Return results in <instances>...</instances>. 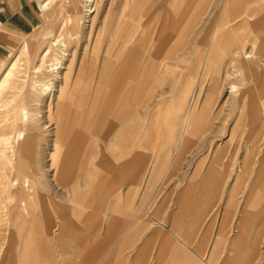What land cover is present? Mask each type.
<instances>
[{
    "label": "rangeland",
    "instance_id": "1",
    "mask_svg": "<svg viewBox=\"0 0 264 264\" xmlns=\"http://www.w3.org/2000/svg\"><path fill=\"white\" fill-rule=\"evenodd\" d=\"M125 1L96 0L95 12L90 14L88 13L89 3L84 0H0V164L2 160L11 159L8 156L10 142L8 143V140L6 142L5 139L8 135L11 140L14 139V136L17 138L16 131L21 125L25 131L19 137V141L25 143L23 151L24 149L26 151H22L24 155L20 154L19 157L22 170L27 172L32 180V188L35 186V180L29 166L37 165L41 161V155L35 145L37 137L32 136L42 132L53 133L54 125L51 122L64 120L65 115L70 112L71 114L66 118L77 120V114L84 107L87 98V93L81 90L93 82V78L89 74L83 78L77 77L79 53L82 49L83 53H87L89 50L95 52L99 50V54H102L109 30L108 23L113 18H117V10L124 8L131 0L126 3ZM198 1L201 4L202 0ZM43 2L46 3V7L42 10L39 9V5ZM228 2L229 0H209L206 4L205 1V6L200 7L201 11L196 14L194 5L184 6L185 11H181L182 7L178 0H175L173 8L176 11L168 12L165 16L169 21L175 18V21L181 22L184 26L188 22L191 23L192 29L189 30V35L186 37L190 40L186 42L184 51H189L193 43L198 45L199 42V50L207 49L208 51V43L214 39V27H217L221 21L226 30V13H222ZM163 3L164 0H160L154 4L148 19H158ZM230 3L233 9L229 14L234 20L229 22L228 26L233 29L232 37L238 44L244 41L246 47H250L249 51L256 48L258 56L262 55L264 53V0L261 3L256 0H231ZM197 6L198 4L196 8ZM145 19L134 38L139 36L142 27L148 22V19ZM246 26L247 29H244ZM255 27L260 28L263 34L256 35L252 32ZM175 32L177 33L179 30L175 28L167 30L169 36ZM190 36L199 41L190 42L193 40L189 38ZM62 41L65 43L64 48H61L60 45ZM135 42L134 62L136 63L143 52L144 45ZM217 49L223 52L220 48ZM63 52L67 54L65 58H72L70 62L68 59L63 61L64 66H70L72 72L66 87L64 103L62 102V105L60 104L57 109V90L62 86L65 69L59 68L58 71L51 74L46 70V67L50 64L52 57L59 58ZM72 55L73 57H71ZM13 61L14 65L11 67ZM260 62L261 68H264V55ZM203 66L204 62H201L199 78ZM10 67L8 82L1 85L3 77ZM226 72L230 74V79H224L223 96L219 95L216 90L218 99L213 110L216 120H211L206 125L201 137L195 140L188 149L177 153L174 150L175 144L160 151L158 144L163 142V139L158 143L157 141L153 142L157 143L155 145L152 143V146H143L137 153L140 177L134 194L131 196L132 191H129L126 184L118 187L119 205L124 212L131 211L139 203H146L147 207L149 205L150 211L154 213L157 207L162 205L157 210L156 217L164 225L163 227L171 229L178 235L184 247H188L183 253H180L179 261L174 257L177 252L170 251L165 257L162 255L163 260L160 264H224L225 260L226 264H264V219H256L255 215L248 216L245 222L255 227L256 232L251 234L248 239L245 235L241 236L242 241L247 239L245 243L240 240L243 247L228 246L237 232V222L248 195L264 192L263 183L252 184L256 175L260 174L264 177V119L256 120V123H253L251 127L250 121L246 120V117L253 116L251 109H245L242 104L243 111L241 113L237 107H232L233 94L226 89L227 84L235 83L238 87L236 91L239 94L234 99L236 105L239 104L240 90L244 89V86L236 82L235 76L239 74L237 67L233 68L228 65ZM254 79L249 76L245 85L249 86L253 92H261L259 101L262 102L264 100L263 88L258 87L259 77L255 82ZM49 83L55 88L51 96L46 94L45 89ZM34 89L37 97L33 94ZM29 96L34 98V104L31 103ZM139 97L138 109L142 108L144 100L142 94ZM225 98L226 109L222 110L220 105ZM23 110L27 112V115L22 114ZM32 114L38 119L36 123L31 118ZM240 115L245 117V120H237ZM224 116H226V120H222ZM29 142L30 144H28ZM40 148L42 149L43 164H53L52 160L51 162L48 160L52 159L53 154L47 152L49 148L47 142H41ZM3 153L6 155L2 157ZM213 163L217 165L218 171L217 177L211 180L208 171ZM245 165H247V171L244 169ZM5 185V180L0 176V204H6L9 200L7 185ZM32 188L30 192L35 195ZM185 191L193 194V197H190L187 202L189 210L183 208L181 211L180 193ZM2 195L4 198L1 197ZM195 201L197 204L194 203ZM262 202L264 203V200ZM57 203L58 207L65 209L66 204ZM191 206L194 209L190 212ZM83 208L88 209L89 207ZM34 210L35 216H37L36 208ZM225 210L226 217L223 226ZM248 211L250 214L255 213L254 208H250ZM103 212L96 221L102 230L104 226H109L108 221L106 222L109 217L106 215L108 211L103 210ZM19 218L24 221V217L20 216ZM37 219L36 236L42 233L44 227V221L39 220L38 217ZM148 220L151 219L148 218ZM60 222V218L55 215L50 235L55 257L54 264L68 255L60 246L63 234L58 230ZM76 224L83 230L82 236L91 234L82 219L77 220ZM221 228L222 234L219 237L218 233ZM65 239L70 242V237L66 236ZM216 239L218 242L214 247L213 243ZM160 240L161 236H157L153 243L145 242L140 234L135 235L130 243L124 245L121 252L118 253L115 264H155L152 256ZM139 241L141 243L136 258H134L135 254L129 258L136 250L134 245ZM21 245L19 239L10 235L8 230L1 231L0 264H21Z\"/></svg>",
    "mask_w": 264,
    "mask_h": 264
},
{
    "label": "crops",
    "instance_id": "2",
    "mask_svg": "<svg viewBox=\"0 0 264 264\" xmlns=\"http://www.w3.org/2000/svg\"><path fill=\"white\" fill-rule=\"evenodd\" d=\"M157 1L160 0H131L124 8L117 10V18L108 23L109 30L102 54H99V50L83 53L82 49L79 53L76 74L79 78L89 74L93 82L81 90L87 93V98L84 107L77 114V120L66 118L70 112L65 115L64 120L51 122L54 125L53 133L42 132L32 136L37 137L35 145L41 155L39 164L29 166L35 180V186L32 188V191H35L33 205L39 220L44 221V227L42 233L32 239L29 247L21 245V264H54L50 235L55 215L61 220L58 228L63 233L61 249L68 253L57 264H115L123 246L128 245L137 234H140L145 242L152 243L155 237L161 236L152 256L155 264H160L162 255L165 257L170 251L177 252L174 257L179 261L180 253L188 247H184L178 235L163 227L156 217L157 210L162 205H159L154 213L146 203H139L129 212H124L119 205L118 187L128 185L132 196L139 182L138 150L143 146H152L153 142L158 143L162 139L163 142L158 144L160 151L173 144L176 146V153L188 149V146L182 147L185 139L183 122L200 120L202 114L206 115L201 119L206 120L202 122L205 126L211 120H216L213 115L218 99L216 90L223 96V82L228 65L237 67L241 74H238L239 77L235 76L236 82L244 86V89L240 90L239 104H244L245 109L264 106V100L259 101L261 92H253L245 85L248 78L240 71L242 63H228L226 53L215 47L214 39L208 43V51L199 50L200 42L198 45L193 43L189 51H184L186 42L190 40L186 37L192 29L191 23L188 22L184 26L175 21V18L169 21L165 16L168 12L176 11L173 8L175 0H164L158 19H148ZM197 1L178 0L181 11H185L184 6L194 5L196 14L205 6V1L207 4L209 0H202L201 4ZM225 13L226 4L222 14ZM145 18L148 22L142 27L139 36L134 38ZM170 28L178 29L179 32L169 36L167 30ZM244 29H247V26ZM189 38L193 39L190 42L199 41L192 36ZM135 41L144 45L136 63ZM263 55L264 53L256 56L255 62L259 68L256 74V77H259L258 87L263 88L264 92V68H261L260 62ZM238 61H242V58ZM201 62H204V66L199 78ZM240 77L243 79H238ZM140 94L144 100L142 108L138 109ZM28 98L31 103L35 101L31 96ZM188 108L192 109L190 116L186 114ZM220 109H226V98ZM222 120H226V116ZM237 120H245V117H238ZM246 120L250 121L252 127L256 120L263 118L249 116ZM194 125L197 126V122ZM203 130L198 133L197 126L195 132L187 134L189 146L201 137ZM41 142H47V152L53 154L52 159L48 160H52L53 164H43ZM244 169L247 171V165ZM217 171L218 167L213 163L208 171L211 180L217 177ZM260 180L258 174L252 184L261 183ZM190 197H193V194L187 191L180 193L181 211L183 208L189 210L187 202ZM262 200L264 192L248 195L237 222V232L228 246L241 248V236L245 235L248 239L256 232V228L245 220L250 215H255L256 219H264ZM57 202L66 204L65 209L58 207ZM196 202L194 203L197 204ZM250 208H254L255 213L250 214ZM193 209L191 206L190 212ZM103 210L108 211L105 214L109 215L106 220L109 226H104L102 230L96 221L98 216L104 213ZM225 217L226 210L223 226ZM79 219L85 222L91 234L82 236L83 230L76 224ZM218 234L220 237L222 228ZM66 236L70 237V242L66 241ZM247 239L241 241L245 243ZM216 240L214 247L218 242V239ZM140 243L141 241L134 245L136 250L129 258L134 254L136 258Z\"/></svg>",
    "mask_w": 264,
    "mask_h": 264
},
{
    "label": "bare ground",
    "instance_id": "3",
    "mask_svg": "<svg viewBox=\"0 0 264 264\" xmlns=\"http://www.w3.org/2000/svg\"><path fill=\"white\" fill-rule=\"evenodd\" d=\"M84 1L89 3L88 6H90V8H88V13H90V14L94 13L96 0H84ZM230 1L231 0H229V2L226 4V30L224 29V25H223V23H221V21L218 23L217 27H214L215 28L214 41L216 43L215 47L220 48L222 51H224L226 53V57L228 58V61H229V62L228 61L227 62L230 63L231 65L234 64L235 62L242 63L241 67H240L241 73H243L244 75H247L246 78H248L249 76L254 77L255 78L254 82H255V80L257 79L256 74H257L258 69H259L257 67L258 63L255 62V58H256V56H258L257 49L255 48V50L249 51L248 48L246 47V44L244 41H241L240 44H238L236 42V40L232 37L233 29H231L228 26V23L231 22L232 20H234V18H232V15L229 14L233 9ZM84 5H85V3H84ZM86 6H87V4H86ZM45 7H46V3H44V2L40 3L39 9L43 10ZM90 14H88V15H90ZM84 23H85V20H84ZM252 32H254L256 35H261L262 30L260 28L255 27L252 29ZM211 35H213V34H211ZM60 45H61V48H64L65 47L64 41H62L60 43ZM65 57H67V54L65 52H63L59 56V58L52 57V59L50 60V64L48 65V67H46V70L48 72H50L51 74H53L52 72H54V71L56 72V70L58 71L59 68L65 69V73L63 75V80H62V86H61V88H59V90H57L58 91V96L56 98L57 109L59 108L60 104L64 101L66 87L69 83L70 75L72 72L70 66H67V67L64 66L65 64L63 63V61L68 59ZM71 57H73V55ZM239 58H242V61H238ZM71 59L69 58L68 61L70 62ZM58 64H60V65H58ZM13 65H14V61L11 64V67ZM61 65H62V67H61ZM11 67L5 73L3 80L1 82V85L8 82ZM239 75H241V74H239ZM52 76H54V75H52ZM77 77H78V74H77ZM212 77H214V76H212ZM229 77H230V74L226 72L225 80H229L230 79ZM240 78L243 79L242 77H240ZM244 80H245V78H244ZM50 85H51V83H49L45 87L46 94H48L49 96H51V93L55 90V88L50 86ZM237 88L238 87L235 83H229V84H227L226 89L229 90V93L233 94V98L231 99L232 107L233 108L237 107L240 110V112L242 113L244 104L243 105L242 104L236 105L235 101H234L235 96H237L239 94L236 91ZM33 91H34V93H33L34 96L37 97V95L35 94L36 90L34 89ZM214 97H216V96H214ZM201 107H203V106H201ZM251 111L253 112V117H257V118L261 117L264 119V106H262L261 108H252ZM191 112H192V109L188 108V110H186L187 116H190ZM22 114L27 115V112H25L23 110ZM31 116H32L31 118L36 123L38 119H36L34 114H32ZM204 116H206V115L205 114L200 115V120H184L183 132H184V138L185 139L183 141V146H182L183 148H186L187 146L189 147V144H190V142H188V140H187V134H190L191 132H195L197 126H198V133H201L202 130L204 128H206V126L203 125V123H202L204 121L206 122V120H201L202 117H204ZM240 117H242V116L240 115ZM196 122H197V126L194 125ZM58 126H57V128H58ZM179 126H180V124H179ZM24 131H25V129L20 125V127L16 131L17 138H15V136H14V139L11 140L10 135H8L7 139H5L6 142H7V140H8V143L10 142L9 143L10 148L8 149V151H9L8 156L11 159L1 161L0 176L6 182L7 186L6 185L5 186H6V189H8L7 198L9 200H8V203H6V204H3V203L0 204V232L1 231L5 232L6 230H8V232H10V235L16 236L17 239H19V241L22 243V245L29 247L31 245L32 239L34 237H36L37 226H38L37 220L38 219H37V216H35L36 215L35 210H34L35 205H33V198H35V195L30 192V189L32 188V186H31L32 180H31L29 174L22 170V163H21V159L19 157L20 154H22L23 152L26 151V149H24V151H23L25 143H22V142L20 143V141H19V137L23 134ZM27 131H28V129H27ZM31 141H33V140H31ZM28 144H30V142ZM56 145H57V143H56ZM60 148H62V147H60ZM0 152H1V150H0ZM4 155H6V154L3 153L2 157ZM22 155H24V154H22ZM260 177H261L260 182L264 184V177H262L261 175H260ZM19 182H21V183H19ZM3 195L1 197H3ZM20 216L24 217V221L20 220V218H19ZM3 226H5V227H3ZM27 251H29V250H27Z\"/></svg>",
    "mask_w": 264,
    "mask_h": 264
}]
</instances>
